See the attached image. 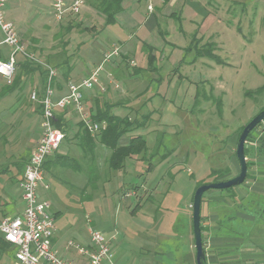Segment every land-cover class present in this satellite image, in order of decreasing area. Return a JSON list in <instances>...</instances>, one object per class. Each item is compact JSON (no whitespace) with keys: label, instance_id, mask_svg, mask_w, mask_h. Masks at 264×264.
Here are the masks:
<instances>
[{"label":"crops","instance_id":"crops-1","mask_svg":"<svg viewBox=\"0 0 264 264\" xmlns=\"http://www.w3.org/2000/svg\"><path fill=\"white\" fill-rule=\"evenodd\" d=\"M64 1L71 3L74 0ZM52 2L53 0H7L5 17L14 23L20 38L28 44L30 50L56 68L58 83L55 96H59L66 93L68 81L78 82L98 67V63H94L91 70H74V65L66 64L70 60V51L68 46L64 47V37L69 35L67 27L72 25L71 19L76 15V21L81 23L90 21L95 16L102 25L104 17L95 10L93 0H85L79 13L72 16L67 13L58 21ZM147 3L146 0L145 13L135 9L124 13L125 8L131 7L128 0H123V9L117 14L116 22L112 25L122 29L130 23L133 28L136 26L138 29L135 33L131 32L111 43L110 50L103 53V56L116 46L119 52L108 59L109 66L104 70L105 74H108L115 69L120 72L123 81L128 82L139 81L146 76L147 79L157 80L159 89H166L170 78L162 82L161 77L149 76L150 73L159 72L163 68L157 66L158 62L154 68V64L147 65L146 61L145 45L154 47V53L156 50V44L152 45L146 39L152 38L158 26L155 21L157 14L147 9ZM8 53L9 47L2 43L0 32V60ZM140 54H143V61ZM182 56L181 54L180 59ZM58 61L64 65L60 66ZM104 75H100L94 91H98V88L105 90L101 83ZM11 83H7L0 75V174H10L6 179L9 181L16 177L15 181L20 187L25 164L41 132L39 104L31 100L30 93L33 89L38 92L42 77L37 71L23 73L19 82L14 86ZM146 86L143 91H146ZM90 92H84V101L88 103L89 109L95 98V94L93 97L89 96ZM55 115L60 116L69 130L64 131L65 136L59 148L46 158L43 166V179L46 182L39 187L44 189V194L52 189L51 199L47 200L54 217L52 245L58 254L73 263L85 264L86 256L78 251L76 245L91 247V227L104 235L110 247L111 256L105 258L101 264H196L192 214H189L192 203H189V209L182 208L180 212L172 201H166L165 192L159 204L155 203L153 206L148 201L152 191L154 192L153 188L145 189L144 183L138 186L123 181L129 171L112 170L114 174L111 170H86V156L80 146L81 137L76 133L80 115L73 108L56 109ZM145 125L140 127L141 130L137 134L142 133L140 135L145 137ZM262 129L264 121L256 131V141L247 144L253 153L246 156L249 168L245 181L234 187L210 190L202 196L200 216L205 264H264ZM130 137L125 143L120 141V144H126ZM145 138L148 146V139ZM11 170L17 171L14 174ZM229 171L228 179L235 176L239 170L234 173L233 170ZM46 175L50 177L45 179ZM114 183H119V188H125V197L135 196L136 203L112 200V188L117 186H114ZM44 184L48 185L47 189ZM142 189L144 195L140 194ZM121 203L124 204L120 206ZM5 216L10 215L4 212L0 203V219ZM69 241H72L73 245H69ZM8 262L7 255L0 259V264ZM39 264L47 263L40 259Z\"/></svg>","mask_w":264,"mask_h":264},{"label":"rangeland","instance_id":"rangeland-1","mask_svg":"<svg viewBox=\"0 0 264 264\" xmlns=\"http://www.w3.org/2000/svg\"><path fill=\"white\" fill-rule=\"evenodd\" d=\"M128 2L131 9L125 8L124 13L134 9L146 12V0ZM151 11L157 14L155 21L158 26L152 38L146 41L156 44V63L163 69L149 76L161 77L162 82L170 78L166 89H159L157 80L146 76L139 81L128 82L123 81L115 69L105 74L109 60L104 59L103 53L110 50L112 42L137 31L138 28H133L130 23H124L119 29L116 25L99 24L100 20L95 16L81 23L75 20L69 35L64 37V47L68 46L69 63L74 65V70H91L93 64L98 63L99 79L105 74L101 82L105 90L90 89L89 96L95 94L100 104L105 101L113 103L112 112L119 116L146 124L143 132L148 139L147 149L124 160L119 170L129 173L125 174L123 181L138 186L144 183L145 189L153 188L148 200L153 206L159 204L166 192V201H172L181 212L192 203L198 183L227 180L229 170L233 173L239 170L235 156V144L241 131L239 127L264 105V94L254 99L246 93L264 85V0H152ZM74 17L76 19V15ZM196 29L200 44L215 42V52L224 63L220 61L218 64L207 58L189 63L192 51L177 66L183 55L182 47L190 43ZM141 59L143 61V54ZM145 85L146 91H143ZM197 91L200 93L199 101L193 105ZM202 94H212V98H203ZM215 98L222 102L220 116L217 115ZM85 111H89L86 102ZM140 130L138 127L123 135L121 143ZM255 134L246 144L256 141ZM251 153L253 150L249 151ZM109 154V149L97 144L90 169L112 171L107 164ZM85 159L87 162L88 157ZM211 169L224 172L209 176ZM11 171L15 174L17 170ZM8 176L0 174L1 207L10 216L20 215L25 207L22 191L16 177L9 181L6 180ZM44 182L46 180L43 179ZM119 185L112 188V200L135 204L136 197H125V188H119ZM210 190L218 189H208L205 195ZM43 192L40 186L39 196L51 199L52 189L48 195ZM140 194L144 195L143 189ZM189 214H192V208ZM8 264H14L13 259Z\"/></svg>","mask_w":264,"mask_h":264},{"label":"built area","instance_id":"built-area-1","mask_svg":"<svg viewBox=\"0 0 264 264\" xmlns=\"http://www.w3.org/2000/svg\"><path fill=\"white\" fill-rule=\"evenodd\" d=\"M147 1V9L151 10L152 0ZM84 2L85 0H74L71 3L53 0L52 8L55 18L60 21L67 13L77 14ZM6 3L7 0H0V32L2 43L9 47V53L0 60V75L6 79L7 83H11L17 68V57L22 56L42 65L46 71V80L40 96L35 89L30 93L31 100L40 105L41 132L20 180L25 207L20 215L5 216L0 219V235L7 243L15 247L14 264H39L40 259L47 264H76L62 258L52 245L54 217L50 212L49 201L39 198L38 187L44 178L43 166L46 158L59 148L64 138L63 131L54 124L56 109L73 108L91 133H96L105 127L104 123L91 121L90 112L85 111L84 101V92L99 82L100 66L94 68L78 82L68 81L67 92L56 97L54 86L56 69L28 50L26 44L21 41L14 23L5 17ZM117 53L116 46L105 54L104 59L108 60ZM44 187L47 189L48 185L44 184ZM89 233L91 247L84 248L76 245V248L86 256L85 264H101L105 258L111 256L108 241L96 229L90 227ZM68 244L73 245V242L69 241Z\"/></svg>","mask_w":264,"mask_h":264},{"label":"trees","instance_id":"trees-1","mask_svg":"<svg viewBox=\"0 0 264 264\" xmlns=\"http://www.w3.org/2000/svg\"><path fill=\"white\" fill-rule=\"evenodd\" d=\"M93 1H94L93 6H94L95 10L97 11V13L100 16L104 17V22H103L104 25L114 24L116 22L117 14H119L123 9V4H122L123 0H93ZM163 1H166V0H163ZM70 14H72V13H70ZM171 15H173V14H171ZM75 20H76L75 18L73 20L71 19V22L74 23ZM178 20H179L178 21V24H179L178 27L180 28V26H181L180 18H178ZM73 27H74L73 24L69 25V27H67L68 28L67 31L71 30ZM196 34H197V29L192 32V37H191L190 43L187 46L182 47L183 56L179 60L178 65H180L184 61L183 59L185 58V56H187L192 51H193V55H191L192 59L188 61L189 63H194L197 59H200V58H207V59L216 61L218 64H220L219 63L220 61H222L224 63V61L221 59V57L215 52L217 49L215 42L207 41L205 43L200 44V37L199 38L196 37ZM21 41L23 43H25L28 50H30L28 44L22 39H21ZM145 46H146V50H147L146 51L147 52L146 53L147 65L154 64L153 67L156 68L157 56L154 53V47H152L150 45H145ZM37 57L40 58L39 56H37ZM40 59L45 61L42 58H40ZM56 60H61V59L58 58ZM45 62L50 64L47 61H45ZM58 62H59L60 66L64 65V63L62 64V62H60V61H58ZM68 63L69 62H67L66 64L69 65ZM51 66H53V65H51ZM35 71L39 72L41 77H42V83L39 86V90H38V96H40L42 93V90L44 88V83L46 80V71L42 65H40L34 61H31L29 59L23 58L22 56L17 57V68H16V72H15V75H14V78L12 80L11 85L14 86L17 82H19L21 75L23 73L30 74V73L35 72ZM57 83L58 82H57V76H56L54 79L55 89H57ZM95 86L91 89L94 90ZM246 93L255 99L256 96L264 94V85L256 88L253 91H246ZM60 95H62V94H60ZM202 96H203V98L204 97L205 98H209V97L212 98L211 97L212 94H210V95L202 94ZM96 97L97 96H95V98L93 100V105L89 109L90 119L93 122L104 123L105 127L96 133H91L84 126V124L81 120L78 122V124H77L78 130L76 133H78V135L81 137V140H80L81 149H82L84 155L86 157H88L87 162L85 159L84 162H86V163H84V164L86 166V170H91L90 169V167H91L90 161L94 160L93 156H94V152H95V147L97 146V144H99V145H102V146H104L110 150V154H109V157L107 160L108 166L113 170H119L122 167V164L126 158H128L129 156H132V155H139L140 153H143L146 151V149H147L146 138L140 134L131 136L126 144H120V139L123 137V135L133 131L135 128L144 126L145 123L137 122L134 120L130 121L129 117H127V116H119V115L113 113L112 108L115 106L113 103L111 104V103L105 101V102L100 104V102H98V97L97 98ZM199 97H200V93L197 91L195 94V97H194V101H193L194 104L193 105H196L198 103ZM214 101L216 104L217 115L220 116L221 115V103L222 102L220 99H216V98ZM263 108H264V105H262L259 108V111ZM39 109H40V105H39ZM263 121L258 123L249 132V134L246 138L245 147H244L245 156H248L249 151H250V149L247 147V144H246L247 141L254 134V132L257 131L258 127H260L262 125ZM54 124L56 125V127L61 129L63 131V133H64V131L69 130V127L67 126V124L65 126V123H63L61 121L60 116H57V115L54 116ZM244 125L240 126L239 129H242L244 127ZM263 131H264V129H262V132ZM64 136H65V133H64ZM246 162H247V170H248L249 161L246 160ZM221 173H223L222 170L211 169L209 176H213V175L221 174ZM247 177H248V173L246 175V178ZM201 183H203V182L198 183V185H200ZM200 228H202L201 216H200ZM202 245H203V243H202ZM14 252H15V247L12 246L11 244L7 243L3 239V237L0 235V259L4 255H7V258L9 260H11L14 257ZM203 264H205V259H204Z\"/></svg>","mask_w":264,"mask_h":264},{"label":"water","instance_id":"water-1","mask_svg":"<svg viewBox=\"0 0 264 264\" xmlns=\"http://www.w3.org/2000/svg\"><path fill=\"white\" fill-rule=\"evenodd\" d=\"M264 120V108L258 111L241 129L235 144V156L239 164L238 173L223 181L209 182L198 185L193 194L192 200V234L196 250V264H203L205 253L202 245V236L200 228V208L202 195L208 189H225L237 186L244 182L247 175V162L244 152L246 138L249 132L260 122Z\"/></svg>","mask_w":264,"mask_h":264}]
</instances>
